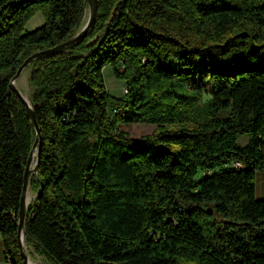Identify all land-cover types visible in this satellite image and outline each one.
Here are the masks:
<instances>
[{
    "label": "trees",
    "instance_id": "16d2710c",
    "mask_svg": "<svg viewBox=\"0 0 264 264\" xmlns=\"http://www.w3.org/2000/svg\"><path fill=\"white\" fill-rule=\"evenodd\" d=\"M37 11L43 24L26 31ZM86 16V0H0V233L11 264H24L18 209L36 130L10 81ZM107 64L122 97L105 83ZM30 65L41 143L24 240L43 262L264 264V0H98L81 42ZM127 123L155 128L135 138Z\"/></svg>",
    "mask_w": 264,
    "mask_h": 264
},
{
    "label": "water",
    "instance_id": "95a60500",
    "mask_svg": "<svg viewBox=\"0 0 264 264\" xmlns=\"http://www.w3.org/2000/svg\"><path fill=\"white\" fill-rule=\"evenodd\" d=\"M87 1V16L85 23L82 27H80L74 34L66 38L65 40L42 49H38L27 56L22 63L18 66L15 74L13 75L10 81V87L12 90L16 92V94L23 100L29 118L33 123L36 135L32 145V149L30 151V155L27 159V163L25 166L24 171V184L23 190L20 198V204L18 209V229H17V237L18 243L21 251V255L23 257L24 264H51L48 262H34L30 260L29 254L26 250L24 234H25V220L27 217V208L28 204L30 203V199L28 198V189L31 183V177L33 173L37 172L38 164H39V155H38V146L41 143V131L38 123V119L36 116L35 109L32 106V103L28 97H25L21 90L16 85L15 81L21 74L22 70L31 64V62L39 57L47 56V55H54L57 53L65 52L70 50L72 47L76 46L79 42H81L91 30L93 24L95 23L97 14H98V0H86ZM35 196V195H34Z\"/></svg>",
    "mask_w": 264,
    "mask_h": 264
},
{
    "label": "rangeland",
    "instance_id": "374dc122",
    "mask_svg": "<svg viewBox=\"0 0 264 264\" xmlns=\"http://www.w3.org/2000/svg\"><path fill=\"white\" fill-rule=\"evenodd\" d=\"M44 22V17L41 11H37L25 24V30L29 31L32 30ZM31 70V65L26 66L19 77L16 79L15 83L21 92L24 94L25 97L29 98V94L31 92V86L29 83V74ZM103 74L105 83L110 91V93L117 97H122L125 93V82L119 78H117L112 71V68L109 64L103 67ZM206 89L209 90V85L205 86ZM204 98H207L209 95L207 92H204ZM120 127L125 130L130 136L132 137H139L145 133L152 132L155 128V124L152 123H127L121 124ZM245 138L241 139V142H245ZM205 174L204 171L200 170L198 173V177ZM32 178V177H31ZM35 192L29 187L28 189V198L32 200L34 198ZM26 250L29 254L30 260L34 262H42L44 258L34 252L31 245H27L25 243Z\"/></svg>",
    "mask_w": 264,
    "mask_h": 264
},
{
    "label": "crops",
    "instance_id": "0c3cea01",
    "mask_svg": "<svg viewBox=\"0 0 264 264\" xmlns=\"http://www.w3.org/2000/svg\"><path fill=\"white\" fill-rule=\"evenodd\" d=\"M256 196L264 198V169L256 171ZM0 264H11L5 256L4 242L0 233Z\"/></svg>",
    "mask_w": 264,
    "mask_h": 264
},
{
    "label": "built area",
    "instance_id": "2783aa9c",
    "mask_svg": "<svg viewBox=\"0 0 264 264\" xmlns=\"http://www.w3.org/2000/svg\"><path fill=\"white\" fill-rule=\"evenodd\" d=\"M233 165H235V166H241V165H242V162L239 161V160H235V161L233 162Z\"/></svg>",
    "mask_w": 264,
    "mask_h": 264
}]
</instances>
